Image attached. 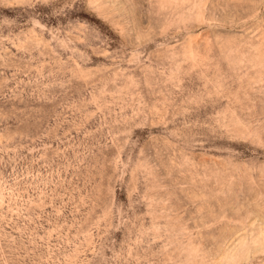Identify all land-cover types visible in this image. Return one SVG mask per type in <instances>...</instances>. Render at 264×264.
I'll list each match as a JSON object with an SVG mask.
<instances>
[{"label":"rangeland","instance_id":"374dc122","mask_svg":"<svg viewBox=\"0 0 264 264\" xmlns=\"http://www.w3.org/2000/svg\"><path fill=\"white\" fill-rule=\"evenodd\" d=\"M0 264H264V0H0Z\"/></svg>","mask_w":264,"mask_h":264}]
</instances>
